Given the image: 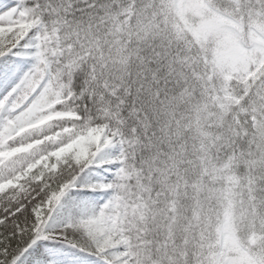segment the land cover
I'll return each instance as SVG.
<instances>
[{
    "label": "snow or ice",
    "instance_id": "obj_1",
    "mask_svg": "<svg viewBox=\"0 0 264 264\" xmlns=\"http://www.w3.org/2000/svg\"><path fill=\"white\" fill-rule=\"evenodd\" d=\"M0 264H264V0H0Z\"/></svg>",
    "mask_w": 264,
    "mask_h": 264
}]
</instances>
